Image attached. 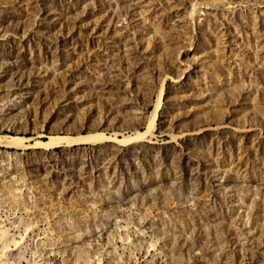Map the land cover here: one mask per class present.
Instances as JSON below:
<instances>
[{"label": "rangeland", "instance_id": "1", "mask_svg": "<svg viewBox=\"0 0 264 264\" xmlns=\"http://www.w3.org/2000/svg\"><path fill=\"white\" fill-rule=\"evenodd\" d=\"M0 241L264 264V0H0Z\"/></svg>", "mask_w": 264, "mask_h": 264}, {"label": "bare ground", "instance_id": "2", "mask_svg": "<svg viewBox=\"0 0 264 264\" xmlns=\"http://www.w3.org/2000/svg\"><path fill=\"white\" fill-rule=\"evenodd\" d=\"M164 84V83H163ZM162 87V86H161ZM160 87V88H161ZM164 87V86H163ZM164 89V88H163ZM161 90V89H160ZM160 93H159V95H158V99L156 100V105H155V108H154V110H153V113H152V120L151 121H149L150 122V125H149V128L151 129V127L153 128V126L155 125V118H156V115H157V111H158V109H159V105H160V100H162L161 99V91H159ZM162 95H163V93H162ZM162 103V102H161ZM155 127V126H154ZM102 132V131H101ZM141 132V131H140ZM145 132H146V130H145ZM144 132V133H145ZM149 132V131H148ZM104 133V132H103ZM150 133V132H149ZM135 134V133H134ZM139 134V133H138ZM147 134V133H146ZM103 135H105V133L103 134ZM132 135V134H131ZM135 136V135H134ZM147 136V135H146ZM21 137V136H20ZM20 137H17L18 139L20 138ZM71 137V136H70ZM70 137H68L67 139H64L65 141L67 140V141H69V142H74V141H76V140H81V139H89V138H100L101 136H100V134H98V133H92V134H87V135H80V136H75V137H72V138H70ZM144 137V136H143ZM22 138V137H21ZM20 138V139H21ZM24 138V137H23ZM22 138V139H23ZM21 139V140H22ZM126 139V138H125ZM63 140V139H62ZM60 138H55V137H52L51 138V140H49V141H47V142H41V143H44L45 145H50V144H54V143H57V142H61L62 141ZM124 140V139H123ZM121 141H122V139H121ZM125 141V140H124ZM123 143V142H122ZM6 233V232H5ZM11 240H14V238H12ZM2 241V240H1ZM0 241V242H1ZM10 240L9 239H7V240H5V241H3V245L5 246V247H8L9 245H10ZM15 242H17V240H15Z\"/></svg>", "mask_w": 264, "mask_h": 264}, {"label": "water", "instance_id": "3", "mask_svg": "<svg viewBox=\"0 0 264 264\" xmlns=\"http://www.w3.org/2000/svg\"><path fill=\"white\" fill-rule=\"evenodd\" d=\"M80 140V139H79ZM78 141V140H77Z\"/></svg>", "mask_w": 264, "mask_h": 264}]
</instances>
